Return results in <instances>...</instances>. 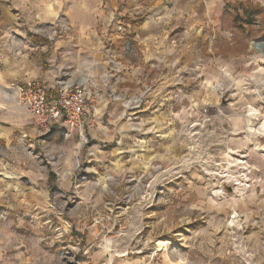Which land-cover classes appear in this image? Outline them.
Wrapping results in <instances>:
<instances>
[{
    "label": "rangeland",
    "instance_id": "rangeland-1",
    "mask_svg": "<svg viewBox=\"0 0 264 264\" xmlns=\"http://www.w3.org/2000/svg\"><path fill=\"white\" fill-rule=\"evenodd\" d=\"M186 1L81 4L96 9L98 33L105 25L120 37L117 60L147 72L134 27L182 32L190 20ZM253 1L211 0L223 13L206 28L214 40L221 27L224 43L213 42L211 52L195 44L192 66L161 69L141 96H122L120 74L110 71L112 97L130 107L124 140L92 151L88 129L82 136L64 125L41 131L21 96L34 132L23 130L11 144L0 139V264H264V0ZM202 2L188 0L194 10ZM69 26L58 19L51 34L49 26L38 32L47 36L38 42L74 40ZM171 34L181 44L191 37ZM239 54L251 64L247 73Z\"/></svg>",
    "mask_w": 264,
    "mask_h": 264
},
{
    "label": "crops",
    "instance_id": "crops-1",
    "mask_svg": "<svg viewBox=\"0 0 264 264\" xmlns=\"http://www.w3.org/2000/svg\"><path fill=\"white\" fill-rule=\"evenodd\" d=\"M73 1L74 3L69 4L68 7L66 0H0V139L6 143L11 144L23 130L32 135L34 132V128L27 126L30 125L31 116L21 101V89L28 82L39 80L46 87L50 97L55 93L57 80L62 77L64 72L69 74L66 79L72 83L91 74L92 80L101 92L95 107V118H92V121V116L87 115L86 118V123L89 125L91 123L90 129H88V140L90 145L95 148L92 151L98 149L100 145L109 146L110 141L116 142L121 138L124 140L123 136L128 129L126 126L130 120L129 116L123 118L127 112V102L122 98L115 100L112 97L110 87L105 83L110 77V71L112 73L118 71L120 74V80L115 87H117V91L122 92V96H131L130 94L141 96L140 92L147 86V84L145 85L147 78H149L148 82L153 90L158 82L157 74H160L161 69L168 72L170 70L168 68H175L176 71L180 61H186L192 66L195 62L193 53L197 52L196 47L194 48L195 44L200 43L203 45L201 50L211 52L213 42L219 40L224 43L225 41L217 36L223 33L221 27H216L217 34L214 40L211 28H206L210 26L209 21L212 19L216 22L214 18L222 15L223 9L212 6L211 0H203L204 3L199 4L201 8L194 10V4H188L187 0L186 16L190 17V20L186 21L187 27H182V32L178 31L180 27L176 26L174 30L172 28L174 25L166 24L144 23L134 27L135 41L143 47L144 62L151 68L150 71L143 72L141 67H129L124 59L121 63L117 60V51L122 43L120 37L114 33L113 29L105 25L100 33L97 32V25L93 24V17L97 18V15L94 14L96 9L86 11L81 4L82 0ZM255 1L261 2V0L253 2ZM195 12L202 19V24L197 27L194 23ZM61 18L68 21L74 40L57 42L52 41V37L49 36L48 43H39L38 40L41 37H47L39 33L46 31L49 26L50 31L47 33L51 34L54 24ZM87 21L91 22L87 23ZM205 22L208 24L206 25ZM63 29L61 31L66 34L67 30ZM190 29H196L193 31H197V36ZM172 31L178 35L183 33L184 37L188 35L191 37L187 38L184 44L179 41L177 43V38L172 39ZM249 32L250 30H244V33L248 34ZM93 34H96L97 40L94 43L92 42ZM107 46L116 50L112 49L110 55V51L105 52L104 47ZM169 51L170 53H168ZM246 52H249V49ZM201 55L202 52L197 56L199 60H202ZM209 56L207 54L210 59ZM250 56L252 57L250 61L254 64L255 54ZM221 57L220 55L219 63L223 67L226 63ZM112 59L119 63V70H116L114 66L112 69L110 64ZM237 60V65L242 64L243 67L240 70L247 73L246 66L251 64L247 63L245 54H239ZM160 76L159 82H163ZM161 87L163 85L157 89ZM164 87L167 88L166 85ZM142 106L140 109H144ZM137 112L139 111L135 113Z\"/></svg>",
    "mask_w": 264,
    "mask_h": 264
},
{
    "label": "built area",
    "instance_id": "built-area-1",
    "mask_svg": "<svg viewBox=\"0 0 264 264\" xmlns=\"http://www.w3.org/2000/svg\"><path fill=\"white\" fill-rule=\"evenodd\" d=\"M119 31H122L121 26ZM67 77L69 74L64 72L57 80L55 93L50 97L42 82H28L21 89L22 101L39 130L49 131L53 126L65 125L82 136L91 125L86 123L87 115L92 116L91 121L95 117L99 92L91 77L85 76L75 83L69 82Z\"/></svg>",
    "mask_w": 264,
    "mask_h": 264
},
{
    "label": "bare ground",
    "instance_id": "bare-ground-1",
    "mask_svg": "<svg viewBox=\"0 0 264 264\" xmlns=\"http://www.w3.org/2000/svg\"><path fill=\"white\" fill-rule=\"evenodd\" d=\"M254 46H256V44L254 45ZM257 47V46H256ZM259 132V131H258ZM259 133H261V134H263L264 135V125H262V127L260 128V132ZM164 243V242H163ZM166 245V244H165ZM162 246V245H161ZM175 264H183L182 262H179V263H175Z\"/></svg>",
    "mask_w": 264,
    "mask_h": 264
},
{
    "label": "trees",
    "instance_id": "trees-1",
    "mask_svg": "<svg viewBox=\"0 0 264 264\" xmlns=\"http://www.w3.org/2000/svg\"><path fill=\"white\" fill-rule=\"evenodd\" d=\"M51 176H52V177H55V176H54V173H52Z\"/></svg>",
    "mask_w": 264,
    "mask_h": 264
}]
</instances>
